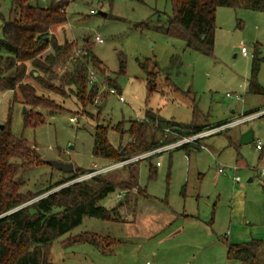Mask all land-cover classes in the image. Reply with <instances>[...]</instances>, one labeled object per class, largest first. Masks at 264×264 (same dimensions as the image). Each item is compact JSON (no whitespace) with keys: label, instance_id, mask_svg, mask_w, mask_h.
<instances>
[{"label":"rangeland","instance_id":"rangeland-1","mask_svg":"<svg viewBox=\"0 0 264 264\" xmlns=\"http://www.w3.org/2000/svg\"><path fill=\"white\" fill-rule=\"evenodd\" d=\"M11 1L0 0L1 16L7 17ZM66 16V22L51 29L52 35L58 43L73 42L77 50L84 45L90 48L105 69L104 75L95 80L107 94L99 104L80 107L67 94L57 96L38 88V94L57 106L51 111L34 109L43 121L28 123L19 93L0 91V125H6L14 138L23 139L44 162L22 174L24 191L35 193L73 173L113 165L92 154L98 124L108 128L107 140L117 148L124 146L129 137L118 133L116 125L120 123L126 130L128 122L141 121L148 110L167 121L209 127L264 110L263 12L218 8L210 56L186 48L185 39L176 28L167 32L156 29L172 16L170 0H77L68 7ZM144 23L148 26L142 27ZM95 36L102 42H96ZM242 48L246 55L241 53ZM255 60L258 69L253 76ZM141 64L148 65L149 72L156 66L154 90H148V76ZM106 79L114 82L116 95L109 94ZM248 130L264 148L263 114L201 139L199 150L187 153L173 149L131 167L102 173L108 181L119 183L131 171L138 177L139 188L129 194L116 189L100 200L98 206L107 210L114 207L117 220L83 217L80 225L52 242L51 264H241L227 258L225 243L231 244L224 235L216 238L212 230L227 233L225 215L230 203L226 192L217 200L221 187L215 182L217 176L231 179L232 173L226 170L225 176L218 173L219 168L228 169L239 165L238 161H246L248 167L236 173L239 185L247 188L248 200L261 195L264 179L255 175L264 171L260 162L264 151H257L254 141L240 143L241 135ZM54 162L72 165L73 171L62 172L53 167ZM248 175L254 177L251 183L247 182ZM120 200L122 205L117 207ZM249 206L247 202V211ZM166 209L196 215L208 223L218 211L219 220L198 228L178 222L183 228L180 233L168 242L158 243L167 231L148 232L147 223ZM83 234L104 241L96 245L74 241ZM258 264H264V258Z\"/></svg>","mask_w":264,"mask_h":264},{"label":"trees","instance_id":"trees-1","mask_svg":"<svg viewBox=\"0 0 264 264\" xmlns=\"http://www.w3.org/2000/svg\"><path fill=\"white\" fill-rule=\"evenodd\" d=\"M170 3L172 16L165 25L160 24L156 29L167 32L176 28L183 35L186 48L206 56L213 52L218 8L264 13V0H170ZM67 5V0H49L46 5L39 1L12 0L7 17L0 15V91L19 93L28 123L43 121L40 113L34 109L51 111L57 106L53 100L38 94V88L57 96L67 94L80 107L95 104L97 97L104 101L107 94L101 90L98 81L94 79L90 82V72L96 78L105 72L102 62L90 48L84 45L77 50L73 42L58 43L52 35L51 29L54 26L67 21L66 12L62 11V7ZM142 25L147 27L148 23ZM140 66L148 76V90H154L156 66H153L152 72L148 71V65ZM257 69L255 60L253 76ZM106 80L107 88L115 90L114 82ZM212 127L167 121L148 110L141 121L128 122L126 130H123L122 124L116 125L118 133H125L129 137L124 146H111L107 140L108 128L96 125L92 154L114 164ZM200 140L175 149H183L187 153L199 150ZM122 151L124 156L121 155ZM43 163L34 149L23 139L14 138L9 128L3 125V130H0V264H51L49 249L52 242L80 225L83 217L117 220L114 207L107 210L98 206L100 200L116 189L129 194L139 188L137 175L130 171L128 178L119 183L110 182L98 174L51 192L89 172L81 171L35 193L24 191L22 174ZM121 205L122 201L117 207ZM100 240L103 239L83 234L74 241L96 245ZM261 244L258 241L242 245L226 243L227 258L241 264H258L257 252Z\"/></svg>","mask_w":264,"mask_h":264},{"label":"crops","instance_id":"crops-1","mask_svg":"<svg viewBox=\"0 0 264 264\" xmlns=\"http://www.w3.org/2000/svg\"><path fill=\"white\" fill-rule=\"evenodd\" d=\"M77 1V0H76ZM74 1L73 3H75ZM72 4V3H71ZM69 4L68 7L71 5ZM66 9V13H67ZM247 53V52H246ZM104 103V102H103ZM234 113V111H232ZM254 146H255V140ZM256 149V148H255ZM257 150V149H256ZM196 151V150H191ZM260 152L264 151V148L262 146L261 150H257ZM260 162L263 163L264 167V152L260 157ZM239 165H236L235 171L229 170L232 175L231 179L229 178H220L217 176L216 185H219L221 188H219L216 198L217 200H221L223 192H226L227 194L225 196H228L230 206L229 208H226V225L225 230L227 228V233L225 234H217L212 230V233L216 238L220 237V235H224L223 237L228 240V242L231 245H242V244H249L253 241L261 242V247L259 248L257 252V259L258 262L264 258V176H260V174L256 173L255 177L259 178L260 180H263V187L261 190V195L257 194V197L251 200V197H249V200L247 199V188H245L243 185L240 184V179L238 183H235L233 181V176H236V173L239 169H242V167L247 168L248 165L246 161H238ZM263 171V170H262ZM227 176V175H225ZM248 183H251L254 180L253 175H248ZM239 178V177H238ZM228 191H227V189ZM227 199V198H226ZM121 203V200L119 201ZM250 205L247 207L246 204ZM254 203H257V206H254ZM119 204V203H118ZM260 205V207H259ZM163 217V218H162ZM219 220L218 211H216L215 217L212 216L210 219V222H205L201 218H199L196 215L192 214H186V213H179L170 209H166L164 214L160 216L154 215V217L150 218V222L147 223L148 232L152 231L154 233L155 231L157 234L162 233L163 231H167L165 236L159 240L158 243H165L169 240L173 239L175 236H177L180 231L183 229L182 226H179L178 222H181L184 227L186 226H197L201 227L203 224L205 225H213V223H216ZM134 221V220H132ZM181 229V230H180ZM154 230V231H153ZM225 243V242H223ZM226 244V243H225ZM227 253V248H226Z\"/></svg>","mask_w":264,"mask_h":264},{"label":"built area","instance_id":"built-area-1","mask_svg":"<svg viewBox=\"0 0 264 264\" xmlns=\"http://www.w3.org/2000/svg\"><path fill=\"white\" fill-rule=\"evenodd\" d=\"M29 1H32V2L39 1V3H41L42 5H46V4H48L49 0H29ZM67 1H68L69 4H71V3H73L76 0H67ZM67 6L62 7V11L63 12H66ZM90 12L93 13L92 10ZM94 40L96 42H98V43L102 42L101 39L98 36H95ZM241 53L243 55H246V49L242 48L241 49ZM89 78H90V82L93 81L96 78L95 74L93 72H90ZM108 91H109V94L116 95V91L114 89H109ZM118 99H119L120 102H123V98L122 97L119 96ZM100 101H101V99L99 97H97L94 100V103L95 104H99ZM263 114H264V110L261 111V112L250 114L247 117H242V118L235 119L233 121H229V122H227L225 124H222V125H219V126H216V127L205 129L204 131H202L201 133H199L197 135H194V136H191V137H187V138H182L179 141L173 142V143H171L169 145L163 146L161 148H158L156 150H152L150 152L144 153V154L136 156V157L124 159V160H122L120 162L114 163L111 166H106V167H102V168H95V169L89 171L88 173H86L87 175H85L84 178H82L80 180H77V181H72V183H75V182H78V181H81V180H85V179H89V178H91V177H93L95 175L105 173V172H107L109 170H112V169H116V168H121V167L127 166V165H129L131 163H134L136 161H140V160H144V159L150 158V157H152V156H154V155H156L158 153L171 151V150H173V149H175V148H177V147H179V146H181L183 144L193 143L196 140H200V139H203V138H205L207 136L213 135L215 133H219V132H221V131H223L225 129H228L229 127H232L234 125H238L240 123L248 121L249 119L256 118V117H258L260 115H263ZM70 121L71 122H76L73 118H70ZM203 148L204 147L201 146V149H203ZM255 148L257 150H261V148H262V143H261V141L259 139L255 140ZM157 165H158V163H157ZM226 170L235 171L236 167H231V168H228V169H225L224 167H222V168L218 169V173L225 175ZM260 176H264V171H261ZM233 181L235 183H238L239 182V178L236 177V176H233Z\"/></svg>","mask_w":264,"mask_h":264},{"label":"water","instance_id":"water-1","mask_svg":"<svg viewBox=\"0 0 264 264\" xmlns=\"http://www.w3.org/2000/svg\"><path fill=\"white\" fill-rule=\"evenodd\" d=\"M101 106H104V103L101 104ZM0 130H3V125H0ZM254 140V133L252 130H248L247 132H245L244 134L241 135L240 137V143L242 144H251ZM122 156H124V152L122 151L121 153ZM53 167L62 171V172H72L73 171V167L72 165L69 164H64V163H58V162H54L52 163ZM121 203L119 202V205Z\"/></svg>","mask_w":264,"mask_h":264}]
</instances>
